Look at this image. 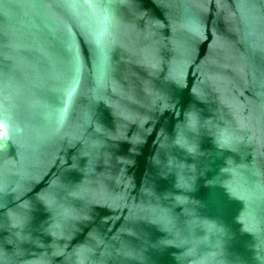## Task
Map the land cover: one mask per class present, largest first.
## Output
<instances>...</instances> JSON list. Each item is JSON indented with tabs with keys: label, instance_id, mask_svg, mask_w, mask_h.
Listing matches in <instances>:
<instances>
[{
	"label": "water",
	"instance_id": "1",
	"mask_svg": "<svg viewBox=\"0 0 264 264\" xmlns=\"http://www.w3.org/2000/svg\"><path fill=\"white\" fill-rule=\"evenodd\" d=\"M0 264H264V0H0Z\"/></svg>",
	"mask_w": 264,
	"mask_h": 264
}]
</instances>
